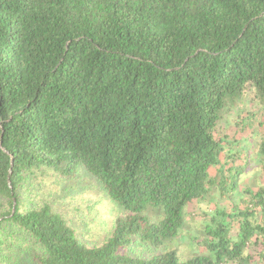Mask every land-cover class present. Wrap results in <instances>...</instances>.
<instances>
[{
    "label": "trees",
    "instance_id": "1",
    "mask_svg": "<svg viewBox=\"0 0 264 264\" xmlns=\"http://www.w3.org/2000/svg\"><path fill=\"white\" fill-rule=\"evenodd\" d=\"M84 170L95 247L49 190ZM0 264H264V0H0Z\"/></svg>",
    "mask_w": 264,
    "mask_h": 264
},
{
    "label": "rangeland",
    "instance_id": "2",
    "mask_svg": "<svg viewBox=\"0 0 264 264\" xmlns=\"http://www.w3.org/2000/svg\"><path fill=\"white\" fill-rule=\"evenodd\" d=\"M257 110L254 108L255 112ZM239 115V113H234L230 117L231 127L226 128L230 135L237 130L234 122L239 121ZM49 186L52 195L58 197V210L69 221L68 223L74 228L78 238L90 247L102 244L111 233L113 221L124 216V211L106 196L97 181L85 170L80 171L77 177L73 176L68 181L52 180ZM229 203V199H222L218 192H215L204 202L190 206L184 217L185 236L201 237V232L209 224V217L213 216L216 208L223 209L228 207ZM148 215L151 220L155 221L160 217L159 213L152 211ZM187 237H182L177 246L180 258L185 260L205 252L191 244ZM143 254L151 255L150 252L145 253L144 251Z\"/></svg>",
    "mask_w": 264,
    "mask_h": 264
},
{
    "label": "water",
    "instance_id": "3",
    "mask_svg": "<svg viewBox=\"0 0 264 264\" xmlns=\"http://www.w3.org/2000/svg\"><path fill=\"white\" fill-rule=\"evenodd\" d=\"M15 211V210H14Z\"/></svg>",
    "mask_w": 264,
    "mask_h": 264
}]
</instances>
